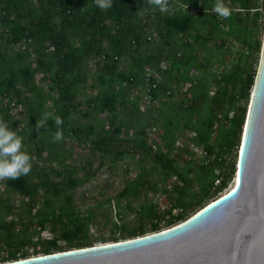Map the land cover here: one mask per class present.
<instances>
[{"label": "rangeland", "instance_id": "374dc122", "mask_svg": "<svg viewBox=\"0 0 264 264\" xmlns=\"http://www.w3.org/2000/svg\"><path fill=\"white\" fill-rule=\"evenodd\" d=\"M190 2L159 0L157 3L155 0L139 13L141 17L149 11L153 20L152 26L145 29V37L152 35L153 42H146L139 49L140 53L148 54L159 47L175 45L188 60L186 74L170 68L171 59L146 66L148 74L165 86V90L170 89L171 94L161 90L156 99L149 100L141 85L142 73L135 86L127 87L118 79L111 85L101 83L98 76L102 63L97 58L85 61L86 81L76 84L74 97L69 100H63L51 86L52 71L33 72L31 84L19 85L21 96L2 85L0 76V119L6 120L9 127L23 137L22 150L32 149L31 170L23 176L37 188L32 196L21 195L7 184L10 178L0 179V258L12 250L18 255L26 252L31 256L36 252L40 254L44 246L64 247L75 235V215L89 217L84 230H76L78 241L90 239L93 244L111 242L112 236L139 227L144 228V234L152 233L150 228L156 221L160 231L183 221L170 223L173 216L178 213L192 215L230 189L235 173L223 190L211 188L208 196L201 198L204 181L198 171L217 153H223L226 164H236L239 146H229L233 139L229 119L234 108L230 107L226 114L221 113L210 135L213 153L203 157V153L196 151L202 147L197 141V119L208 113L207 102L197 110L189 109L188 105L193 102L190 97L202 88L201 84H205L203 91L210 99L216 91L213 79L229 72L231 65L250 63L252 70L257 69L261 51H254L248 43L257 32L262 44L264 0L257 1L259 21L262 19L259 28L253 26L254 11L241 9L235 0H223L230 9L227 17L212 10L217 0ZM30 5L37 8L38 0H27L22 9ZM183 10V15H193V29L167 37V33L164 37L159 35V30L164 32L162 18L181 16ZM17 15L18 11L11 9V18L17 19ZM53 16L58 22L55 11ZM27 49L20 59L17 53L21 50L17 45L0 44V51L6 55V66L16 70L27 67L34 71L38 52L33 43ZM135 66L127 54L118 60V71ZM112 87L119 95L116 109L98 112L92 101L97 94L112 90ZM122 100L136 103L138 111L125 109ZM245 102L242 99L236 105ZM60 112L66 113L61 138H54L56 132H41L40 127ZM45 113L49 114L46 121L42 125L36 123ZM117 126L121 127L117 135L119 141L108 151L98 148L95 141L112 135ZM142 142L155 151H166V145L171 143L169 157L173 166L163 168L157 159L141 150ZM219 173L220 170L214 169L210 175L214 185L218 184ZM180 199H183V206ZM190 202L199 204L188 207ZM58 209L67 211L70 220L52 219L50 212ZM55 222L56 228H52Z\"/></svg>", "mask_w": 264, "mask_h": 264}, {"label": "trees", "instance_id": "16d2710c", "mask_svg": "<svg viewBox=\"0 0 264 264\" xmlns=\"http://www.w3.org/2000/svg\"><path fill=\"white\" fill-rule=\"evenodd\" d=\"M239 7L245 11L253 10L252 22L255 28H259L262 19L259 21L260 12L257 4L258 0H235ZM155 0H113L112 6L107 9L99 8L95 0H38L37 8L32 5L22 9V5L27 3V0H0V44L17 45L24 39L26 40V48L21 53H17L18 58H23L24 54L32 43L35 51L38 52L36 59V69L31 71L25 67L23 69H13L6 66V55L0 51V76L2 85L10 91H13L17 96H21V87L31 84L33 82V72H53L52 82L53 89L59 92L60 97L64 100H69L74 97V88L76 84L84 83L86 81V72H84V63L87 59L97 58L101 61V73L98 76L101 83L111 85L115 79L124 81L127 87L135 86L139 83V75L142 73L141 85L144 87V79L149 76L157 84V89L151 92L152 98L156 99L160 92L171 94L170 89L165 90V86H161L154 77L148 74V67L154 61L170 60V68L181 70L187 73L188 60L181 56L176 49V46L169 45L165 48L159 47L156 51L142 54L139 49L144 46L146 42H153V36L147 35L145 37V29L152 26L153 20L149 17L150 13L147 11L144 16L139 17V13L146 8H149ZM189 2V3H188ZM185 3L190 4V0H185ZM15 9L18 11L17 19L11 18L10 11ZM56 12L59 20L55 22L53 13ZM185 14L182 11L180 15H168L162 18L164 32L159 30V35L167 37L171 34H183L189 32L194 27L195 20L192 14ZM25 20V22H23ZM264 21V20H263ZM260 22V23H259ZM263 24V23H262ZM253 35L248 46L254 51H260L261 39ZM166 39H164L165 41ZM187 44V43H186ZM155 53H158L157 57ZM127 54L132 63H136L135 68L127 71H118V60L122 55ZM134 65V64H133ZM250 63L243 65H231V70L224 75L215 77L214 85L216 91L207 99L208 93L203 91L206 86L201 84V89H197L193 94V100L189 109L202 107L207 102L208 113L197 119L199 130L196 133L197 141L202 145L197 148L204 152L203 157H207L213 153L210 145V135L213 126L221 119V113L225 114L230 109L234 108L233 114L229 121L232 124L231 136L229 146H240L243 124L247 112L248 101L250 97V90L253 86L256 71L251 69ZM168 88V87H167ZM162 90V91H161ZM145 93V92H144ZM119 96L114 88L112 90L103 91L97 94L92 101L94 109L98 112L114 111L118 103ZM246 100L243 105H236L239 100ZM122 106L130 112H137L138 107L136 103H128L121 101ZM56 117L60 118V123L56 122ZM66 113L60 112L54 118H49L45 124L40 127L41 132L55 133L58 130L62 131L65 127ZM120 126L115 127L114 132L110 136L100 137L95 144L98 148L104 151L110 150L114 144L119 141L118 133ZM141 150L145 151L163 168H171L173 160L169 157V151L172 150L171 143L166 145V151H155L145 142L141 143ZM33 156L32 149L24 150ZM207 166H200L198 174L204 181L201 187L202 197H207L211 188L217 191L223 190L229 179L235 173L236 164L225 163L223 153L214 155L212 161H208ZM214 169L220 170L218 184L214 185V179H210V175ZM184 180V178H182ZM208 181L206 182L205 180ZM7 184L11 186L21 195L32 196L37 191L33 187L27 177L21 175L16 179H8ZM126 192V190H125ZM201 201V200H199ZM202 202V201H201ZM199 203L190 202L188 207L198 205ZM180 205L183 206V199H180ZM52 219L70 220L68 212L64 209L58 211H51ZM156 217V215H154ZM190 215L178 213L169 221L175 223L186 219ZM89 217L84 218L80 215H75L77 220V227L73 232L77 234L76 230H84ZM65 223V222H64ZM63 223V224H64ZM56 225L52 224V228ZM56 228V227H55ZM150 230L152 232L158 231L157 221L152 223ZM144 228L139 227L129 233L120 232V235L112 236V241L123 240L140 235H144ZM71 236L67 245L60 247L58 245L44 246L41 253H51L56 251L67 250L71 248L85 247L93 245L92 240L85 239L78 241L76 236ZM129 237H128V236ZM38 254V252L33 255ZM25 252L20 255L16 250L9 251L7 255L0 258V262L16 260L28 257Z\"/></svg>", "mask_w": 264, "mask_h": 264}, {"label": "water", "instance_id": "95a60500", "mask_svg": "<svg viewBox=\"0 0 264 264\" xmlns=\"http://www.w3.org/2000/svg\"><path fill=\"white\" fill-rule=\"evenodd\" d=\"M260 51L232 189L160 231L0 264H264V33Z\"/></svg>", "mask_w": 264, "mask_h": 264}, {"label": "clouds", "instance_id": "9594fccd", "mask_svg": "<svg viewBox=\"0 0 264 264\" xmlns=\"http://www.w3.org/2000/svg\"><path fill=\"white\" fill-rule=\"evenodd\" d=\"M159 3V0H156ZM96 5L101 9H107L112 6L113 0H95ZM212 10L220 16L227 17L230 15V9L225 6L223 0H217ZM48 113L36 122L43 124L48 118ZM59 124L60 118L56 117ZM55 139L61 138V131L54 134ZM23 137L13 128L9 127L6 120L0 119V179H16L21 175H26L31 170L30 154L22 150Z\"/></svg>", "mask_w": 264, "mask_h": 264}, {"label": "built area", "instance_id": "2783aa9c", "mask_svg": "<svg viewBox=\"0 0 264 264\" xmlns=\"http://www.w3.org/2000/svg\"><path fill=\"white\" fill-rule=\"evenodd\" d=\"M26 40L27 42H29V38L28 39H24L20 44H18L20 46V48L22 50H24L26 48ZM157 89V84L154 80H152L149 76L145 77L144 79V94L145 96L150 100L152 98L151 96V92L155 91ZM197 152L203 153L201 150H196Z\"/></svg>", "mask_w": 264, "mask_h": 264}, {"label": "bare ground", "instance_id": "6f19581e", "mask_svg": "<svg viewBox=\"0 0 264 264\" xmlns=\"http://www.w3.org/2000/svg\"><path fill=\"white\" fill-rule=\"evenodd\" d=\"M234 184H235V181L232 182L230 189H232L234 187Z\"/></svg>", "mask_w": 264, "mask_h": 264}]
</instances>
